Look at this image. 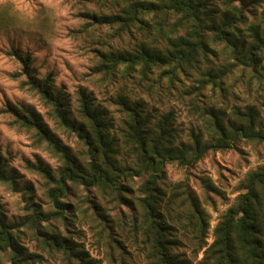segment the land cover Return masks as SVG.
I'll list each match as a JSON object with an SVG mask.
<instances>
[{"label":"trees","instance_id":"obj_1","mask_svg":"<svg viewBox=\"0 0 264 264\" xmlns=\"http://www.w3.org/2000/svg\"><path fill=\"white\" fill-rule=\"evenodd\" d=\"M86 4L95 7L86 12L90 25L115 30L118 41L96 56L100 101L80 89L72 116L69 97L52 87L51 76L37 79L29 57L12 51L22 65L20 88L42 101L79 151L72 154L31 108L8 106L11 125L30 133L61 167L53 174L41 164L28 166L43 181L50 205L43 211L0 156V183L22 195L26 212L7 223L0 210V256L9 264H35L40 256L23 243L30 236L42 252L61 255L66 264H93L65 235L73 213L69 197L86 192L93 221L105 222L107 236L101 239L108 238L112 247L117 243L121 260L131 248L144 264H189L185 250L194 258L201 253L198 264H264V165L246 176L245 192L219 218L210 244L209 222L197 198L185 183H167L165 174L169 162L191 165L209 150L230 148L241 139L264 143L258 123L264 114V0ZM241 96L247 102H239ZM172 100L206 122L204 133L191 130L189 146L175 126ZM102 205L125 211L115 218Z\"/></svg>","mask_w":264,"mask_h":264},{"label":"rangeland","instance_id":"obj_2","mask_svg":"<svg viewBox=\"0 0 264 264\" xmlns=\"http://www.w3.org/2000/svg\"><path fill=\"white\" fill-rule=\"evenodd\" d=\"M94 10L95 7L86 4V0H0V156L17 174L19 188L29 187L33 200L43 211L50 210L43 181L28 166L41 164L55 174L61 164L45 146L36 144L30 133L14 128L10 123L13 119L5 110L9 105L31 108L72 154L77 153L79 148L75 139L51 119L42 101L35 94L20 88L22 65L12 51L29 57L30 72L37 79L51 76L52 87L69 97L72 116H76V95L80 89L91 92L98 101L103 98L93 74L98 61L96 56L107 46L112 48L118 44L114 38L115 30L90 25L86 12ZM239 102L243 104L247 99L241 96ZM170 108L177 115L175 126L180 138L184 145L189 146L191 130L204 133L206 122L190 115L184 105L175 101ZM168 109L166 104L162 107L164 112ZM258 123L264 132L263 113H260ZM263 165L264 143L241 139L233 142L230 148L209 150L191 165L169 162L165 165V174L167 183L183 182L197 198L209 222L207 243L210 244L213 227L219 218L234 204L237 196L245 192L246 176ZM21 196L0 183V210L7 223L26 215ZM88 196L92 199L94 193L90 192ZM69 200L73 213L68 215L65 235L87 251L93 264L145 263L131 248L122 253L121 260L117 243H113V249L108 238L101 239L100 236H107L102 226L105 222L100 219L93 221L95 216L86 192L69 197ZM102 206L103 212H111L115 218L121 217L125 211L124 207ZM117 234L121 232L118 230ZM25 237L24 247L29 253L40 256L35 264H66L61 255L42 252L31 243L30 236ZM183 254L189 264H198L201 259V253L196 258L188 250ZM0 264H9L6 256H0Z\"/></svg>","mask_w":264,"mask_h":264}]
</instances>
